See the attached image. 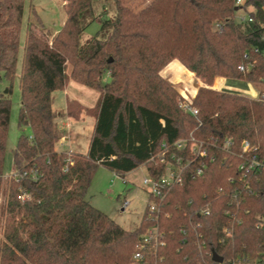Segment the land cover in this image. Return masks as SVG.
Here are the masks:
<instances>
[{
  "label": "trees",
  "instance_id": "16d2710c",
  "mask_svg": "<svg viewBox=\"0 0 264 264\" xmlns=\"http://www.w3.org/2000/svg\"><path fill=\"white\" fill-rule=\"evenodd\" d=\"M61 1L65 20L48 37L34 10L37 26L23 18L25 0H0V191L17 75L16 125L29 134L17 139L12 170L37 173L36 181H6L0 264H264V169H240L264 161V0H150L138 12L106 0L112 15L84 42L97 0ZM173 60L203 85L192 99L196 116L179 108L178 91L160 74ZM104 75L111 81L101 86ZM217 78L246 82L258 97L213 90ZM68 80L99 92L91 110L66 105L68 117L84 110L95 118L85 155L54 148L51 95ZM190 137L213 142L202 175L193 161L160 198L148 194L134 230L85 200L98 166L123 175L145 165L156 179L163 165L151 159ZM19 188L29 199L19 200ZM154 227L157 245L134 261L139 237Z\"/></svg>",
  "mask_w": 264,
  "mask_h": 264
},
{
  "label": "rangeland",
  "instance_id": "374dc122",
  "mask_svg": "<svg viewBox=\"0 0 264 264\" xmlns=\"http://www.w3.org/2000/svg\"><path fill=\"white\" fill-rule=\"evenodd\" d=\"M121 1L125 6H127L134 12H138L150 0H121ZM111 6L112 3L110 1H106V0L95 1L93 5V11L96 15H99V17L86 27L82 36V42L88 40L89 38L95 35V33L98 31L100 27V23L103 18H107L112 15ZM33 10L38 15L43 25L42 30L39 29V27L36 25L35 19L31 14ZM23 18L26 21L32 22L35 26H37V29L40 30V32H42L48 37H51L57 33V31L59 30V28L61 27V25L65 20V15L62 9V1L61 0H25ZM20 37H21L20 46H22L23 31L21 32ZM165 67H167V65ZM165 67L161 70L160 74L163 78L167 79L175 87L181 99L183 96L182 94H180V91L184 92V95L188 99H190L191 96L195 95L198 89L197 88L198 86H196L197 85L196 82L198 81L200 83V81L192 73L188 72L185 68H184L185 70H183L176 62L172 63L168 69L173 70V68H175V71L180 72L178 74H180L179 78L182 80L181 83L180 81H178L179 78L177 79L173 77V74H171L172 72L169 70L167 71ZM68 72H69V68L66 70V73ZM110 81L111 79L107 75H104L101 80V86L110 83ZM229 83L231 85H238L236 81L235 82L229 81ZM221 84H222L221 80H218L214 86L212 85V88L219 89L221 87ZM4 86L5 83L0 84V90H2ZM13 86H14V92L11 96L10 122H9L8 134H7L6 152H5L4 165L2 171L3 175H7L12 171V167H13L12 155L19 135L29 134V131L27 129L19 130L16 125L17 111L20 103L19 93L17 91L18 75L14 79ZM185 89L187 90L186 92ZM188 92H190V94H188ZM66 98L73 99L74 101L83 105L85 108H93L99 98V92L81 86L73 82L72 80H68L64 90L55 91L52 93V110H54V116H56L55 115L56 111H59L60 113H64L63 108L65 105ZM81 115L86 117L91 116L84 110ZM90 118H91V120L89 121L90 123L89 122L87 123V121L85 122L84 131H81L80 129L77 131L75 130V127L77 125V122L75 120H71V121L65 120V123L68 122L74 124L73 130L70 127L68 128V126L62 127L60 126V124L59 125L57 123L55 124V120H54V128L56 129L59 135V140L54 146L55 150L64 151L63 149L65 147L63 146L67 145L66 141L68 140L65 141L62 136L65 133H68L69 131L71 132L73 131L74 133L76 132L77 136H79V140H78L79 146L88 145L95 123V118L93 116H91ZM70 153H76V152H70ZM144 178H148L147 169L145 165H142L137 169L129 173H125L123 175H117L105 167L98 166L92 177L90 186L85 196V200L92 207L99 210L100 212L105 214L108 218L113 220L123 230L132 231L135 228H137L147 204L148 188L145 185H143ZM6 181L7 180L2 179V190L0 191V207L3 206L5 200L4 188L6 187L5 186ZM1 222L2 220L0 216V225Z\"/></svg>",
  "mask_w": 264,
  "mask_h": 264
},
{
  "label": "built area",
  "instance_id": "2783aa9c",
  "mask_svg": "<svg viewBox=\"0 0 264 264\" xmlns=\"http://www.w3.org/2000/svg\"><path fill=\"white\" fill-rule=\"evenodd\" d=\"M242 0H235V4L239 5ZM243 21L244 18H241ZM217 27V26H216ZM239 70H242V67H239ZM182 99L179 103V108L189 115L196 116L197 111L192 107V99L194 96H191L188 99L186 96L182 95ZM258 94L254 97L257 98ZM230 145V141L227 140L224 143V147H228ZM213 146L212 143H204L203 141H197L194 138L190 137L188 139L177 140L173 143L171 149H168L165 146H162V151L156 154L151 161H154L157 164L163 165V171L159 178H153L148 176V178L143 179V185L148 188V194L151 195V198H160L162 192L169 188L172 185L178 184L181 182V173L184 168H186L193 161H199L198 166L194 170V176H201L203 170L205 169V163L202 159L207 158L209 147ZM243 151L248 150V145L243 143ZM184 154V155H182ZM213 161V158L210 159ZM72 162L68 159L66 160V164H71ZM240 169L245 172L256 171L264 169V161H257L256 159H250L248 161H243L240 165ZM64 172L67 171V167L65 166L63 169ZM2 179L9 180L13 179L16 182L21 180H29L36 181L37 173L35 170H28L22 172H16L12 170L9 174L3 175ZM19 200L24 202L29 199L28 194L19 188ZM158 208L152 202L148 205V212L150 215L153 213H157ZM203 214H208V210L204 209L200 211ZM262 223H259L258 226L261 227ZM160 234L156 227L147 229L146 232L139 237V248L133 254L132 259L134 261H141L143 258L142 251L147 246H156L159 241ZM262 262L264 263V252L262 257ZM236 264H241L239 260L235 262Z\"/></svg>",
  "mask_w": 264,
  "mask_h": 264
},
{
  "label": "crops",
  "instance_id": "0c3cea01",
  "mask_svg": "<svg viewBox=\"0 0 264 264\" xmlns=\"http://www.w3.org/2000/svg\"><path fill=\"white\" fill-rule=\"evenodd\" d=\"M177 63L183 70H185L177 61H173V62H171L170 64H168L167 65V67H165V69L168 71L169 69V66L172 64V63ZM174 70V71H173ZM173 70H169V71H171L172 73L171 74H173V77H175V78H179V75L180 74H178V73H180V72H177V71H175V68H173ZM218 80H221V82H222V84H221V87H220V89L219 90H216V91H219V92H227V93H231V94H237V95H243V96H246V97H249V98H254L256 95H257V92H256V90L250 85V84H248V83H246V82H243V81H236L237 83H238V85H231L230 83H229V80H227V79H224V78H217L215 81H214V83H213V86L215 85V83L218 81ZM178 81H180L181 83H182V80L179 78L178 79ZM232 82H235V81H232ZM244 83V84H243ZM65 89V88H64ZM63 89V90H64ZM18 91V90H17ZM187 90L185 89V92H186ZM180 94H182V95H184V92H181L180 91ZM188 94H190V92H188ZM185 96V95H184ZM51 98H52V95H51ZM68 101H72V102H75V103H77L80 107H82L84 110L85 109H89V110H91V109H93V108H85L83 105H81L80 103H78V102H76V101H74L73 99H69V98H66L65 99V105H64V113H60L59 111H56L55 113V118H54V120H55V124L57 123L58 125L60 124V126H62V127H66V126H68V128L70 127V128H72V130H73V126H74V124L73 123H68V122H66L65 123V120H69V121H71V120H75L76 122H77V125H76V127H75V130L77 131V130H81V131H84L85 130V122L87 121V123L91 120V116H88V117H86V116H82L81 114H82V112L79 114V116H78V118L77 119H75V118H71V117H68V115H67V113H66V105H67V102ZM96 105V104H95ZM52 112L54 113V110H52ZM90 123V122H89ZM74 130V131H75ZM93 131V130H92ZM78 133V132H77ZM66 134V135H65ZM62 137H63V139L66 141V140H68V141H66L67 143V145H64L63 147H65L63 150L64 151H70V152H76V153H78V154H83V155H85L86 153H87V151H88V147H89V143H88V145H83V146H79L78 145V140H79V136H77V134H76V132L74 133L73 131L71 132V131H69L68 133H65Z\"/></svg>",
  "mask_w": 264,
  "mask_h": 264
},
{
  "label": "water",
  "instance_id": "95a60500",
  "mask_svg": "<svg viewBox=\"0 0 264 264\" xmlns=\"http://www.w3.org/2000/svg\"><path fill=\"white\" fill-rule=\"evenodd\" d=\"M213 259H214V261L216 263H220L221 262V259L218 256H216V255H214Z\"/></svg>",
  "mask_w": 264,
  "mask_h": 264
},
{
  "label": "bare ground",
  "instance_id": "6f19581e",
  "mask_svg": "<svg viewBox=\"0 0 264 264\" xmlns=\"http://www.w3.org/2000/svg\"><path fill=\"white\" fill-rule=\"evenodd\" d=\"M196 84H197L196 86H198L197 88H199L200 86H202V84H200L198 81L196 82ZM211 88H212V87H211ZM212 89H213V90H219L220 88H219V89H214V88H212Z\"/></svg>",
  "mask_w": 264,
  "mask_h": 264
}]
</instances>
